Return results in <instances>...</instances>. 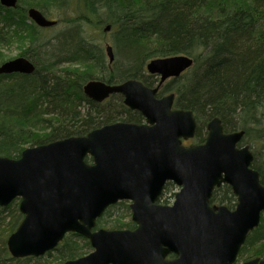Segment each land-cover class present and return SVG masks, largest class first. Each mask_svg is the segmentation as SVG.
I'll use <instances>...</instances> for the list:
<instances>
[{
	"label": "water",
	"instance_id": "obj_1",
	"mask_svg": "<svg viewBox=\"0 0 264 264\" xmlns=\"http://www.w3.org/2000/svg\"><path fill=\"white\" fill-rule=\"evenodd\" d=\"M16 3L0 0L7 8ZM27 14L39 27L56 24L37 8ZM105 52L111 63L110 44ZM192 63L191 57L177 54L151 59L146 70L159 76L160 85ZM33 69L22 56L0 63V74ZM159 85L149 87L134 78L118 84L88 80L82 87L88 99L100 103L120 94L145 122L116 121L83 136L26 147L17 158L0 156V206L19 198L23 215L6 240L12 257L42 256L73 232L86 238L92 250L60 264L235 263L264 211V184L252 167L253 154L247 145L238 146L244 131L225 132L221 119L213 117L204 142L184 146L182 139L195 134V116L173 107V93L157 97ZM166 182L179 187L171 205L157 202ZM222 184L236 197L233 209L210 204L214 188ZM120 200L129 201L135 227L94 229L104 210ZM238 264H264V257Z\"/></svg>",
	"mask_w": 264,
	"mask_h": 264
},
{
	"label": "trees",
	"instance_id": "obj_2",
	"mask_svg": "<svg viewBox=\"0 0 264 264\" xmlns=\"http://www.w3.org/2000/svg\"><path fill=\"white\" fill-rule=\"evenodd\" d=\"M17 1L16 8L0 5V48L19 44V56L29 59L34 69L0 74V156L17 158L27 146L83 136L116 120L139 122L141 114L126 108L120 95L97 103L83 94L84 83L92 78L110 84L134 78L152 86L158 78L146 73L145 64L184 54L192 58V66L163 84L159 95L172 92L175 107L193 112L197 138L206 134V123L213 117L221 119L225 132L243 130L239 145L258 146L252 167L264 184V0ZM29 6L64 27L48 37V29L27 17ZM107 25L112 63L96 41L97 31ZM257 150L263 153L261 160ZM235 201L227 184L215 188L210 198L211 204L229 208ZM18 203L15 198L0 207V227L9 233L22 219ZM105 226L135 227L127 201L108 206L96 219V228ZM0 241V264H59L91 249L86 238L69 232L42 256L13 258L6 240ZM247 248L264 255V211L238 256Z\"/></svg>",
	"mask_w": 264,
	"mask_h": 264
},
{
	"label": "rangeland",
	"instance_id": "obj_3",
	"mask_svg": "<svg viewBox=\"0 0 264 264\" xmlns=\"http://www.w3.org/2000/svg\"><path fill=\"white\" fill-rule=\"evenodd\" d=\"M63 27H64V24H62V23H56V25H54V27H52V28H49L45 32V34L48 35V37L53 36L54 34H56L58 32V30L62 29ZM97 32H99V33H96V36H97L96 41L103 48V52L105 53V46H106V44L112 45L111 44V32L109 30L108 31L100 30V31H97ZM18 45L19 44H15L14 43V44H11V45H7V46H5L3 48L1 47L0 48V58H2V56H3V58L5 60L7 58L18 57L19 54H20V52H21V47H18ZM105 58L107 60L106 54H105ZM86 69L87 70H93L94 71L93 67H90V68L89 67H86ZM95 75H96V72L94 73V76ZM92 79H94V80H100V79H97V78H92ZM164 94H166V93H164ZM142 121H144V120H142ZM204 138H205V134L203 133L202 134V138H197V136H194L193 138H191V139H189L187 141H184L183 143L185 145L196 144V143H203ZM245 145H247L250 148V150L252 151V153L255 154L254 153V151H255L254 149H257L258 146H255L254 147V146H252V144H249V143H245V144H242L240 146H245ZM257 151H259V150H257ZM262 158H263V153H262V151H259V153H257V159L261 160ZM178 189H179L178 186H176L175 184L172 183L171 185L168 186L167 189H165L162 192V195L158 199L159 200L158 202L160 204H163V205H171L172 202L174 201V194H175L176 191H178ZM104 228L111 229L109 226H105ZM9 234L10 233L7 231V229L2 225L0 227V239H2V240L5 239L6 240V238L8 237ZM247 250H248L247 251L248 253L247 252H244V253H242V256L241 255L240 256H237V260L235 262L236 264L237 263H240L242 261L251 259V258H263L264 257V255L261 256L259 254H255V251H253V250H255L254 248H253V250L251 248H247ZM257 250H259V249H257Z\"/></svg>",
	"mask_w": 264,
	"mask_h": 264
},
{
	"label": "bare ground",
	"instance_id": "obj_4",
	"mask_svg": "<svg viewBox=\"0 0 264 264\" xmlns=\"http://www.w3.org/2000/svg\"><path fill=\"white\" fill-rule=\"evenodd\" d=\"M17 2H18V1H17ZM16 4H17V3H16ZM29 8H36V7H33V6H29V7H27V9H26V15H27V16H28V14H27V10H28ZM40 11H41V10H40ZM6 60H9V59H6ZM6 60H4V61H6ZM4 61H2V62H4ZM2 62H1V63H2ZM170 79H173V78H169L168 81H169ZM101 81H102V80H101ZM103 82H104V81H103ZM105 83H106V82H105ZM108 84H110V83H108ZM12 200H13V199H12ZM12 200H11V201H12ZM11 201H10V202H11ZM10 202H9V203H10ZM9 203H8V204H9Z\"/></svg>",
	"mask_w": 264,
	"mask_h": 264
},
{
	"label": "flooded vegetation",
	"instance_id": "obj_5",
	"mask_svg": "<svg viewBox=\"0 0 264 264\" xmlns=\"http://www.w3.org/2000/svg\"><path fill=\"white\" fill-rule=\"evenodd\" d=\"M113 95H115V94H112V95H110L109 97H111V96H113ZM118 95H120V94H118ZM121 96V95H120ZM121 98H122V96H121ZM109 98H107L104 102H106L107 100H108ZM103 103V102H102ZM126 107V106H125ZM127 108V107H126ZM129 110H131V109H129ZM131 111H135V110H131ZM135 112H138V111H135ZM142 116V115H141ZM142 120H143V117H142V119L139 121V122H136V123H141L142 122ZM166 185V184H165Z\"/></svg>",
	"mask_w": 264,
	"mask_h": 264
}]
</instances>
